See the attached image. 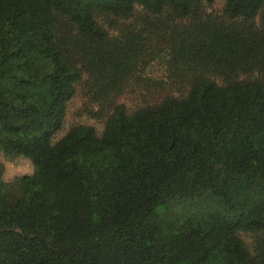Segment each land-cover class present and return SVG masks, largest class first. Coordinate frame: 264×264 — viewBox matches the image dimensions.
Instances as JSON below:
<instances>
[{
    "label": "trees",
    "instance_id": "trees-1",
    "mask_svg": "<svg viewBox=\"0 0 264 264\" xmlns=\"http://www.w3.org/2000/svg\"><path fill=\"white\" fill-rule=\"evenodd\" d=\"M214 1L0 0V151L33 165L0 180V264L264 263V240L253 256L238 236L264 231V0L202 15ZM137 8L167 16L149 35L165 29L186 95L115 103L100 135L79 124L54 141L78 61L97 97L128 86L146 36L111 35L101 17ZM159 206L173 216L163 238Z\"/></svg>",
    "mask_w": 264,
    "mask_h": 264
},
{
    "label": "rangeland",
    "instance_id": "rangeland-1",
    "mask_svg": "<svg viewBox=\"0 0 264 264\" xmlns=\"http://www.w3.org/2000/svg\"><path fill=\"white\" fill-rule=\"evenodd\" d=\"M225 1L215 0L211 5H202L201 14L213 18L221 17ZM67 2L70 4L73 0H67ZM166 17V15L158 18L146 17L141 8L136 9L135 17L124 22L114 20L111 17H101V23L109 29L111 35L123 33L129 25L134 24L135 28L131 31L134 34L135 32L136 34L142 32L146 36L145 41L147 42H144L143 52L135 65L128 86L117 94H115L116 92H110L106 96L97 94L98 98L93 89L89 90L91 78L84 71L82 63L78 61V65L82 69V79L76 84L75 93L67 104L63 125L56 133L54 141L61 138L72 126L79 124L92 126L96 134L100 135L104 128L106 116L111 110L110 106L115 103L123 104L127 112L130 113L137 108L159 102L164 97H183L186 95L190 80L186 79L183 67L177 66L173 69L172 57L170 58L168 55L169 48L164 34L165 29L162 27L157 30L156 28L157 32L149 35L154 29V26L150 27L149 24L166 22ZM256 22L259 25L264 24V8L259 11ZM72 32L74 29L68 23H64L59 28L61 38L69 36ZM74 60L76 61V59ZM32 173L33 165L30 159L24 156L8 157L0 151V180L5 183H14L16 178ZM150 220L158 227L162 238L168 235L173 216L166 213L163 206H159L151 212ZM238 236L243 240L251 255L257 256L260 253L264 231L256 233L239 231Z\"/></svg>",
    "mask_w": 264,
    "mask_h": 264
}]
</instances>
